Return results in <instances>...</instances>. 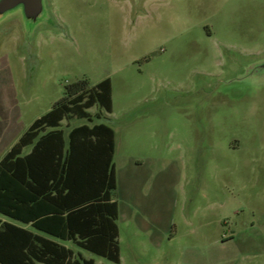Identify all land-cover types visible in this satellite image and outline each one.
Here are the masks:
<instances>
[{
    "label": "rangeland",
    "instance_id": "obj_1",
    "mask_svg": "<svg viewBox=\"0 0 264 264\" xmlns=\"http://www.w3.org/2000/svg\"><path fill=\"white\" fill-rule=\"evenodd\" d=\"M44 6L0 19V158L66 85L110 79L120 264H264V0Z\"/></svg>",
    "mask_w": 264,
    "mask_h": 264
},
{
    "label": "trees",
    "instance_id": "obj_2",
    "mask_svg": "<svg viewBox=\"0 0 264 264\" xmlns=\"http://www.w3.org/2000/svg\"><path fill=\"white\" fill-rule=\"evenodd\" d=\"M95 106L101 110L93 115ZM112 111L110 79L68 84L2 158L0 215L22 225L0 219V264H95L64 242L120 264L115 131L90 125ZM73 117L89 123L66 136L61 125Z\"/></svg>",
    "mask_w": 264,
    "mask_h": 264
},
{
    "label": "water",
    "instance_id": "obj_3",
    "mask_svg": "<svg viewBox=\"0 0 264 264\" xmlns=\"http://www.w3.org/2000/svg\"><path fill=\"white\" fill-rule=\"evenodd\" d=\"M22 8L28 22L35 23L45 12L44 0H0V19L13 10ZM264 69V63L260 67Z\"/></svg>",
    "mask_w": 264,
    "mask_h": 264
},
{
    "label": "crops",
    "instance_id": "obj_4",
    "mask_svg": "<svg viewBox=\"0 0 264 264\" xmlns=\"http://www.w3.org/2000/svg\"><path fill=\"white\" fill-rule=\"evenodd\" d=\"M97 123H99V122H97ZM94 124V123H93ZM93 124H90V125H93ZM30 148V147H29ZM11 149V148H10ZM28 149V148H27ZM31 150V149H30ZM9 151V150H8ZM7 151V152H8ZM6 152V153H7ZM29 152V151H28ZM28 152H26V153H28ZM5 153V154H6ZM25 153V151H24V154H26ZM5 154L0 158V161L2 160V158L5 156ZM0 219L2 220V221H8V222H13L14 224H17V225H22V224H20L19 222H16V221H12L11 219H9V218H7V217H5V216H2V215H0ZM25 228H28V229H31V227H30V225H27V226H24ZM64 244L66 245V242H64ZM67 246V245H66ZM67 247H69V246H67Z\"/></svg>",
    "mask_w": 264,
    "mask_h": 264
}]
</instances>
